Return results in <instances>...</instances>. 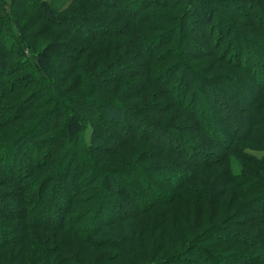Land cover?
Masks as SVG:
<instances>
[{
  "label": "trees",
  "instance_id": "obj_1",
  "mask_svg": "<svg viewBox=\"0 0 264 264\" xmlns=\"http://www.w3.org/2000/svg\"><path fill=\"white\" fill-rule=\"evenodd\" d=\"M2 1L0 264H264V0Z\"/></svg>",
  "mask_w": 264,
  "mask_h": 264
},
{
  "label": "rangeland",
  "instance_id": "obj_2",
  "mask_svg": "<svg viewBox=\"0 0 264 264\" xmlns=\"http://www.w3.org/2000/svg\"><path fill=\"white\" fill-rule=\"evenodd\" d=\"M53 5H54V7H56V8H59L61 11H65V10H67V11H70L71 10V8L69 7V5H70V3H71V0H49ZM86 1H88V0H86ZM3 3V8H4V12L5 13H8L9 12V10H10V8H11V3H12V0H3L2 1ZM258 4H260V5H264V2L263 1H260L259 3L257 2V5H255L254 7L255 8H257L256 6H258ZM210 5L212 6V8H213V10H214V12H213V15H214V17H216V14H217V12H219V13H224V14H226L227 16H228V18H231L232 20H234L235 21V16H234V11L233 10H235L236 11V9L238 10V11H243L240 7V5H237V2H235L234 0H210ZM234 8V9H233ZM70 9V10H69ZM256 11H258V9L256 10ZM259 13H260V11H258ZM0 15H1V12H0ZM34 17L32 16V15H28L27 17H26V20L24 21V22H26V21H30L31 19H33ZM222 25L221 24H219L218 26H216V28L214 29V33H213V36H214V40L215 39H217V36H218V34H217V32H218V29H221L220 27H221ZM224 27V26H223ZM235 36V33L234 32H231V34H229V36ZM238 35H236V37H237ZM194 38H195V36H194ZM196 39V38H195ZM197 46L202 50V51H208V48L206 47V45L205 44H202V43H200V42H198L197 43ZM224 46L223 47H220V49H219V53L218 54H220V56L222 55H224V53H223V50H224ZM248 50H250V53H248V55H246V57L243 59V60H241V63L242 64H244V63H246L247 62V59H249V62L252 64V65H255V55H254V53H258L259 52V50H258V46H254V45H252L251 47H249L248 48ZM65 55H67V53H64ZM63 53H60V52H57L56 51V53H54V55H55V57H57V58H55V59H58V57H62V56H65ZM204 55H207V53H205ZM226 58H227V56H225ZM236 56H234V54L233 53H229V56H228V59H230V60H232V61H236ZM86 59V58H85ZM62 60H63V65H64V67H67L68 66V63L64 60V59H61V63L60 64H62ZM82 61L84 62V59H82ZM208 61H210L209 59H202V60H199V62H201V63H204V65L206 64V62H208ZM59 64V65H60ZM256 67V66H255ZM207 75V74H206ZM220 85V84H219ZM218 85V88L219 89H224L223 91H225L226 90V88L223 86V85H220L219 86ZM187 101H189V100H187ZM195 110H196V112H195V114H197L199 117H203L204 115H206L208 112H209V110H210V106L209 105H207L206 103H205V100H201V101H199V102H197L196 104H195V108H194ZM203 111V112H202ZM116 112H113V113H111L112 115H116V118L118 119V120H124L125 119V116L123 115V113H121V114H115ZM146 115H150L151 114V112L150 111H146V112H144ZM207 121V120H206ZM231 121H233V120H231ZM230 127H232V128H235V127H238L239 126V124L238 123H236V121H233V122H230ZM231 129V128H230ZM174 133H176L177 135H180V136H184L185 138H188L189 140H191L190 138V135L188 136V134L186 133H184V132H178V131H175ZM111 137V139L109 138H102L101 140H100V144H102V145H105V146H109V147H112L113 146V143H112V141L114 140L115 141V139H118L119 138V136H110ZM214 148L215 149H217L218 147H215L214 146ZM219 149V148H218ZM4 163H6V162H8V160H7V158L3 161ZM107 179H105V182H107L106 181ZM117 186L119 187V185L117 184ZM0 190H3V188H0ZM14 204L15 205H17L18 207L20 206V204L18 203V201H14ZM12 223H14V222H12ZM2 226V225H1ZM6 227L8 228V227H11V226H7L6 225Z\"/></svg>",
  "mask_w": 264,
  "mask_h": 264
}]
</instances>
